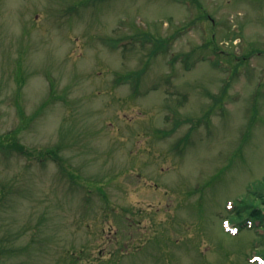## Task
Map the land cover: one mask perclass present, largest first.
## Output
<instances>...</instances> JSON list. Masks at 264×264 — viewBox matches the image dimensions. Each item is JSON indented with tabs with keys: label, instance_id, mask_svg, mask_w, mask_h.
<instances>
[{
	"label": "rangeland",
	"instance_id": "obj_1",
	"mask_svg": "<svg viewBox=\"0 0 264 264\" xmlns=\"http://www.w3.org/2000/svg\"><path fill=\"white\" fill-rule=\"evenodd\" d=\"M193 1L0 0V264H261L264 0Z\"/></svg>",
	"mask_w": 264,
	"mask_h": 264
},
{
	"label": "trees",
	"instance_id": "obj_2",
	"mask_svg": "<svg viewBox=\"0 0 264 264\" xmlns=\"http://www.w3.org/2000/svg\"><path fill=\"white\" fill-rule=\"evenodd\" d=\"M150 40V39H149ZM162 41H158L155 44H159ZM17 129L14 131H8L5 135H0V150L10 152L13 148H17V150H21L26 152L23 149V145L19 143L17 140ZM56 147L55 149L58 151ZM57 151L55 153H57ZM47 154H50L49 151L46 150ZM53 153L52 155L54 156ZM57 156V154H55ZM55 158V156H54ZM58 158V156H57ZM233 215L237 221L241 223L246 220V218L251 219L253 221H257L258 225L264 228V181L260 183L259 187L254 191V193L250 194L244 200L239 199L236 204V207L233 211ZM261 240V246L263 245V254H264V234H259Z\"/></svg>",
	"mask_w": 264,
	"mask_h": 264
}]
</instances>
